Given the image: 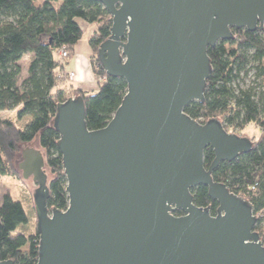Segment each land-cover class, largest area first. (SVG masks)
<instances>
[{"label": "water", "instance_id": "water-1", "mask_svg": "<svg viewBox=\"0 0 264 264\" xmlns=\"http://www.w3.org/2000/svg\"><path fill=\"white\" fill-rule=\"evenodd\" d=\"M93 1L111 22L98 58L127 90L96 130L86 127L81 97L57 104L65 210L47 207L50 174L37 140L21 146L15 163L33 195L36 264H264L250 204L211 176L252 141L184 112L204 99L207 48L232 38L231 28L261 29L264 0ZM207 146L214 158L205 168ZM198 185L217 201L216 215L193 203Z\"/></svg>", "mask_w": 264, "mask_h": 264}, {"label": "trees", "instance_id": "trees-1", "mask_svg": "<svg viewBox=\"0 0 264 264\" xmlns=\"http://www.w3.org/2000/svg\"><path fill=\"white\" fill-rule=\"evenodd\" d=\"M80 19L95 26L88 39L89 61L97 79L92 91L66 84L67 78L59 75L62 62L74 56L82 37ZM110 26V15L98 1L0 0V110H16L17 119L30 116L23 127L0 118V176L17 177L15 154L22 149L21 145L37 140L44 154L45 172L50 174L46 202L49 210H65L68 205L58 148L60 135L53 126L57 104L70 97H81L86 127L96 130L106 126L127 90L126 81L108 76L98 58V48L108 38ZM231 33L232 38L218 40L207 48L211 73L204 99L190 103L184 112L201 124L217 119L228 132L240 136H245L241 131L248 124L258 128V136H247L252 141L251 150L231 161L220 162L211 176L250 204L257 217L253 230L264 246V25L253 31L234 27ZM63 47L65 58L59 56ZM26 54H31V59L27 76L19 85L20 59ZM250 70L259 81L243 85V77ZM213 158L214 151L207 146L203 151L205 168ZM191 194L197 207L216 215L218 203L209 197L206 186L194 187ZM173 214L180 216L182 212ZM26 222L21 203L5 193L0 204V261L36 264L39 234L36 229L29 234L17 231ZM25 245L28 250L23 252Z\"/></svg>", "mask_w": 264, "mask_h": 264}, {"label": "rangeland", "instance_id": "rangeland-1", "mask_svg": "<svg viewBox=\"0 0 264 264\" xmlns=\"http://www.w3.org/2000/svg\"><path fill=\"white\" fill-rule=\"evenodd\" d=\"M79 23H84L83 20H78ZM83 26V25H82ZM84 27V26H83ZM88 31L84 29V35L80 40L79 46L80 47V53L81 56H83V59L86 62L87 65V71L90 74L91 77V85L93 86V90L96 89V76H94L89 57H88ZM79 53H75L73 57H71L72 62L75 61L76 57H78ZM31 59V54H26L20 59V65H21V73L18 77V84L20 85L22 80L27 76V65L29 60ZM75 70V69H74ZM83 74V68L81 69ZM60 77L67 78L68 83H73V86H76V83L80 81V79H74L70 80L68 78V72H65L60 69L59 71ZM81 77V76H80ZM83 78V75H82ZM258 82L259 79L255 77L254 71L250 70L248 74L243 77V85H248L251 84V82ZM66 83V84H68ZM263 84H264V78H263ZM0 118L1 119H10L14 121L19 127H23V124L27 121L30 120V116L24 117L23 119H17L16 116V110L12 111H1L0 110ZM241 132H243L245 136L251 137V136H258L259 135V130L257 127H255L253 124H248ZM22 147L25 146V144L21 145ZM19 152V150H18ZM18 152L15 154L13 158V163L16 167L15 160L17 159ZM17 168V167H16ZM33 185L36 186V184L33 182ZM5 193H9L11 198L15 201H19L21 205L23 206L26 216H27V222L17 228V231L24 232L26 234L29 233H34L36 229V214H35V209H34V204H33V195L28 189L27 185L23 181L20 172L18 170V175L17 177H12L8 175H2L0 176V204L3 199V195ZM28 250V246L25 245L22 247V251L26 252Z\"/></svg>", "mask_w": 264, "mask_h": 264}, {"label": "crops", "instance_id": "crops-1", "mask_svg": "<svg viewBox=\"0 0 264 264\" xmlns=\"http://www.w3.org/2000/svg\"><path fill=\"white\" fill-rule=\"evenodd\" d=\"M83 22L84 23H82V22L79 23L81 28H82V30H83L82 37L84 35V29H86V31H88V33H89L88 34V39H89V37L92 35L93 31L95 30V26H94L93 23H88V22H86L84 20H83ZM81 38H80V40H81ZM80 40L78 41V43L76 44V47H75V53H79L78 57H76L75 61H73V62H72L71 58L68 59L67 61H63L62 62V64H63L62 70L65 71V72L76 71L78 66H81L83 68V74H82L83 78H82V75H81L80 81L78 83H76V87H79L80 89H83V90H86V91H92L93 90V86L91 85V77H90V74L87 71L86 62L83 59V56H81L80 47L78 48ZM88 47H89L88 48V57H90L91 49H90L89 44H88ZM75 53H74V55H75ZM67 83H68V81H67Z\"/></svg>", "mask_w": 264, "mask_h": 264}, {"label": "built area", "instance_id": "built-area-1", "mask_svg": "<svg viewBox=\"0 0 264 264\" xmlns=\"http://www.w3.org/2000/svg\"><path fill=\"white\" fill-rule=\"evenodd\" d=\"M59 56L62 57V58H65L67 56V53H66L64 47L62 49H60ZM81 69H82V67L78 66L76 71H69L68 72V78L70 80L80 79V76H81V73H82ZM100 79H102V78H100Z\"/></svg>", "mask_w": 264, "mask_h": 264}]
</instances>
